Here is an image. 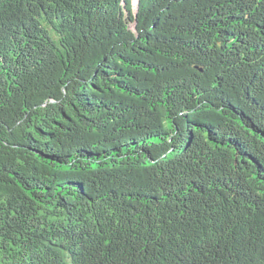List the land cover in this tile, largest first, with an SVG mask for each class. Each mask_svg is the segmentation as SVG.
<instances>
[{
    "label": "trees",
    "instance_id": "1",
    "mask_svg": "<svg viewBox=\"0 0 264 264\" xmlns=\"http://www.w3.org/2000/svg\"><path fill=\"white\" fill-rule=\"evenodd\" d=\"M135 5L0 0V264H264V0Z\"/></svg>",
    "mask_w": 264,
    "mask_h": 264
},
{
    "label": "rangeland",
    "instance_id": "2",
    "mask_svg": "<svg viewBox=\"0 0 264 264\" xmlns=\"http://www.w3.org/2000/svg\"><path fill=\"white\" fill-rule=\"evenodd\" d=\"M133 2H134V6L133 7H134V11H135V8H136L135 3H136V0H133ZM128 26H129L130 29H133L132 23L128 24Z\"/></svg>",
    "mask_w": 264,
    "mask_h": 264
}]
</instances>
